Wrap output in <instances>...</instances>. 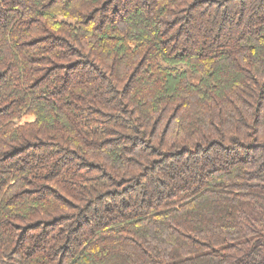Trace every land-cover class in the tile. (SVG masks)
Wrapping results in <instances>:
<instances>
[{
    "label": "trees",
    "instance_id": "1",
    "mask_svg": "<svg viewBox=\"0 0 264 264\" xmlns=\"http://www.w3.org/2000/svg\"><path fill=\"white\" fill-rule=\"evenodd\" d=\"M0 264H264V0H0Z\"/></svg>",
    "mask_w": 264,
    "mask_h": 264
}]
</instances>
